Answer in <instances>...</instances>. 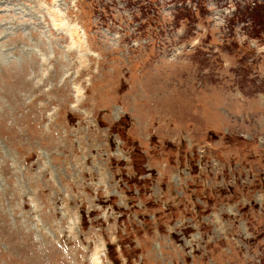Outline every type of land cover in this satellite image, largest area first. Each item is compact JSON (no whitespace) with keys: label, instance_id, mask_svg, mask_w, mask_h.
Instances as JSON below:
<instances>
[{"label":"rangeland","instance_id":"obj_1","mask_svg":"<svg viewBox=\"0 0 264 264\" xmlns=\"http://www.w3.org/2000/svg\"><path fill=\"white\" fill-rule=\"evenodd\" d=\"M254 1L0 0V264H264Z\"/></svg>","mask_w":264,"mask_h":264},{"label":"trees","instance_id":"obj_2","mask_svg":"<svg viewBox=\"0 0 264 264\" xmlns=\"http://www.w3.org/2000/svg\"><path fill=\"white\" fill-rule=\"evenodd\" d=\"M247 9L249 10L251 20L256 21V23H261L264 26V0H255L253 6H247Z\"/></svg>","mask_w":264,"mask_h":264},{"label":"bare ground","instance_id":"obj_3","mask_svg":"<svg viewBox=\"0 0 264 264\" xmlns=\"http://www.w3.org/2000/svg\"><path fill=\"white\" fill-rule=\"evenodd\" d=\"M95 264H97V262Z\"/></svg>","mask_w":264,"mask_h":264}]
</instances>
